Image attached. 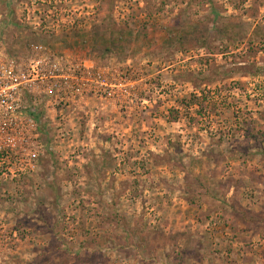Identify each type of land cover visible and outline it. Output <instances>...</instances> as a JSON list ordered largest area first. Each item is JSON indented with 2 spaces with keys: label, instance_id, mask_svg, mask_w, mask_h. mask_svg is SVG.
I'll return each instance as SVG.
<instances>
[{
  "label": "rangeland",
  "instance_id": "rangeland-1",
  "mask_svg": "<svg viewBox=\"0 0 264 264\" xmlns=\"http://www.w3.org/2000/svg\"><path fill=\"white\" fill-rule=\"evenodd\" d=\"M0 22L43 74L0 162V264H264V0H0Z\"/></svg>",
  "mask_w": 264,
  "mask_h": 264
},
{
  "label": "built area",
  "instance_id": "built-area-1",
  "mask_svg": "<svg viewBox=\"0 0 264 264\" xmlns=\"http://www.w3.org/2000/svg\"><path fill=\"white\" fill-rule=\"evenodd\" d=\"M42 75V67L37 60L31 59L20 66L10 58L0 38V162L10 154L17 164L19 160L15 155L31 147L35 111L32 104L25 102L24 94L30 91L36 81L41 82ZM25 155L28 157L30 154ZM7 163L14 164L11 161Z\"/></svg>",
  "mask_w": 264,
  "mask_h": 264
},
{
  "label": "trees",
  "instance_id": "trees-1",
  "mask_svg": "<svg viewBox=\"0 0 264 264\" xmlns=\"http://www.w3.org/2000/svg\"><path fill=\"white\" fill-rule=\"evenodd\" d=\"M120 36H112L111 38H110V45H109V47L111 46V47H114V46H116L117 44H118V42H119V40H120Z\"/></svg>",
  "mask_w": 264,
  "mask_h": 264
}]
</instances>
